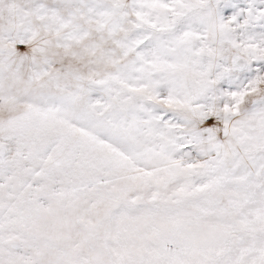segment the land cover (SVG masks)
Here are the masks:
<instances>
[{
  "label": "snow or ice",
  "instance_id": "snow-or-ice-1",
  "mask_svg": "<svg viewBox=\"0 0 264 264\" xmlns=\"http://www.w3.org/2000/svg\"><path fill=\"white\" fill-rule=\"evenodd\" d=\"M0 264H264V0H0Z\"/></svg>",
  "mask_w": 264,
  "mask_h": 264
}]
</instances>
